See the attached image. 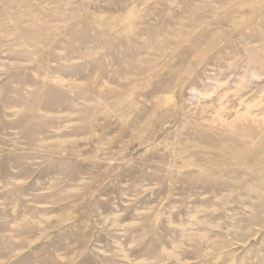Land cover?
Wrapping results in <instances>:
<instances>
[{"label": "rangeland", "instance_id": "374dc122", "mask_svg": "<svg viewBox=\"0 0 264 264\" xmlns=\"http://www.w3.org/2000/svg\"><path fill=\"white\" fill-rule=\"evenodd\" d=\"M0 264H264V0H0Z\"/></svg>", "mask_w": 264, "mask_h": 264}]
</instances>
